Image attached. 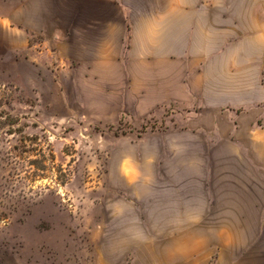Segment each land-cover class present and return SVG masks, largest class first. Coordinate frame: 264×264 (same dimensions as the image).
I'll return each instance as SVG.
<instances>
[{"label":"rangeland","instance_id":"374dc122","mask_svg":"<svg viewBox=\"0 0 264 264\" xmlns=\"http://www.w3.org/2000/svg\"><path fill=\"white\" fill-rule=\"evenodd\" d=\"M20 1L0 0V264H98L114 246L115 264H264V0H215V59L260 83L226 147L178 137L205 111L160 104L127 68L66 72L19 31Z\"/></svg>","mask_w":264,"mask_h":264},{"label":"crops","instance_id":"0c3cea01","mask_svg":"<svg viewBox=\"0 0 264 264\" xmlns=\"http://www.w3.org/2000/svg\"><path fill=\"white\" fill-rule=\"evenodd\" d=\"M215 4V0H22L15 22L23 35L41 37L36 45L40 53L55 55L66 72L115 84V70L127 68L129 83L153 86L150 93L160 104L174 105L191 117L199 106L204 118L198 125L182 127L178 137L195 139L198 133H209L217 147H226L236 144L241 129L249 130L260 115L249 108L257 105L260 83L248 70V61L215 59ZM243 19V13H236L232 21ZM237 51L243 53L242 48ZM243 107L249 112L240 117L236 110ZM223 111L228 115L220 118ZM98 264H115V246Z\"/></svg>","mask_w":264,"mask_h":264},{"label":"trees","instance_id":"16d2710c","mask_svg":"<svg viewBox=\"0 0 264 264\" xmlns=\"http://www.w3.org/2000/svg\"><path fill=\"white\" fill-rule=\"evenodd\" d=\"M9 117L11 118V116H9ZM15 123H16V122H14V120L11 119V120H10V123H9V126L12 127ZM2 125H3V123L0 122V131L4 128V126H2ZM7 125H8V124H7ZM10 131H11V133H9V134H12L14 130L11 129Z\"/></svg>","mask_w":264,"mask_h":264}]
</instances>
